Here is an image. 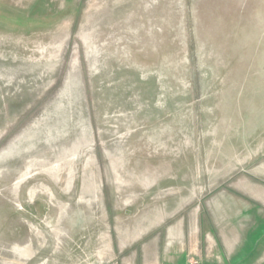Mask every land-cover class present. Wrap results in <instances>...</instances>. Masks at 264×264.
I'll list each match as a JSON object with an SVG mask.
<instances>
[{"label": "rangeland", "instance_id": "1", "mask_svg": "<svg viewBox=\"0 0 264 264\" xmlns=\"http://www.w3.org/2000/svg\"><path fill=\"white\" fill-rule=\"evenodd\" d=\"M170 258L264 264V0H0V264Z\"/></svg>", "mask_w": 264, "mask_h": 264}, {"label": "crops", "instance_id": "2", "mask_svg": "<svg viewBox=\"0 0 264 264\" xmlns=\"http://www.w3.org/2000/svg\"><path fill=\"white\" fill-rule=\"evenodd\" d=\"M184 260L178 259L177 262H175V259L174 258H170V261L167 264H185L186 259H184ZM161 263H162L161 262V259H157L156 264H161ZM162 264H164V263H162Z\"/></svg>", "mask_w": 264, "mask_h": 264}]
</instances>
